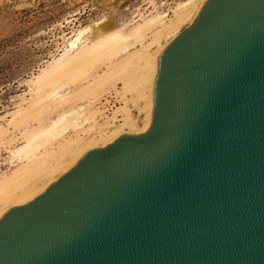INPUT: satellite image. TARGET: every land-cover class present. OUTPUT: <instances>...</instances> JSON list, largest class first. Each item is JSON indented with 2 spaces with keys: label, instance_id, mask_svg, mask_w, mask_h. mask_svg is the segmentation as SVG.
I'll return each instance as SVG.
<instances>
[{
  "label": "water",
  "instance_id": "1",
  "mask_svg": "<svg viewBox=\"0 0 264 264\" xmlns=\"http://www.w3.org/2000/svg\"><path fill=\"white\" fill-rule=\"evenodd\" d=\"M0 264H264V0H206L152 122L0 217Z\"/></svg>",
  "mask_w": 264,
  "mask_h": 264
},
{
  "label": "rangeland",
  "instance_id": "2",
  "mask_svg": "<svg viewBox=\"0 0 264 264\" xmlns=\"http://www.w3.org/2000/svg\"><path fill=\"white\" fill-rule=\"evenodd\" d=\"M195 1L0 0V179L14 174L22 166L41 157L46 158L49 164H54L60 158L61 147L68 142L78 138H99L102 132L115 129L123 119V112H116L118 109L126 107L142 126L146 118L144 103L143 101L135 103L130 100L129 94L124 95L121 81L115 85H105L102 98L99 100L83 96L85 92L98 86L101 76L111 63L92 69L85 78L77 82L64 83L57 90L58 92L54 93L50 92L52 90L50 86L41 87L43 72L47 67L57 63L59 58L68 59L85 47L105 44L108 41L107 36L97 35L98 27H108L115 32L131 31L146 21L157 18L156 24L147 31L142 41L121 52L115 58L116 60H113V63H118L129 56L137 57L141 54L144 57L141 65L133 69L143 67L145 56L156 48L153 40L157 31L175 21L183 9ZM198 2L203 3V0H198ZM192 22L193 20L186 21L180 30L182 31ZM85 29H88V34L78 39ZM48 92L51 94L49 95ZM30 97L35 100V103H44L38 115L40 119H32L33 121L31 120L27 126L20 127V130L16 129L8 122L11 121L13 112L18 110L19 104L29 105L27 103L31 102ZM79 108L84 109V113L54 140L56 143L53 141L35 154L22 151V147L26 145L25 132L39 124L49 126L59 120L64 113ZM26 127L27 129L24 130ZM2 130L5 131L4 134H1ZM22 130L24 131L21 133ZM135 131V129L125 127L121 132L122 134L139 133ZM106 144L105 141H101L93 148L106 146ZM64 173L65 170L56 172L53 180ZM41 185L42 183L39 184ZM15 204L23 203L13 202L9 206Z\"/></svg>",
  "mask_w": 264,
  "mask_h": 264
},
{
  "label": "bare ground",
  "instance_id": "3",
  "mask_svg": "<svg viewBox=\"0 0 264 264\" xmlns=\"http://www.w3.org/2000/svg\"><path fill=\"white\" fill-rule=\"evenodd\" d=\"M205 1L206 0H203V3H200L201 1L198 2V0L192 2L189 6L183 9V11L179 14L178 18L175 21L170 22V24L165 26L163 29L157 31V34L155 35V38L153 40V42L156 43V48L148 56H145L146 60L145 62H143V67H136V69H133V67L141 65V61L144 58L141 56V54H138L137 57H134L133 55L129 56L122 59L118 63H113V60L121 52L126 51L137 42L142 41L147 31L156 24L157 18L150 19L131 31L115 32L113 31V29L108 27H98L96 29L97 35L107 36L108 41L105 44L97 46L93 45L92 47L90 46L88 48L85 47L68 59L59 58V61H56L57 63H55L54 65L50 67L46 66L47 69H45L43 72L41 87L50 86L52 88L50 92L54 93L59 88H61L64 83L77 82L85 78L92 69L98 68L102 64L111 63L108 66L107 71L101 76L98 86L94 87L92 90L85 92L83 96H89L94 98L95 100H99V98H102L101 95L103 94V88L105 87V85H115L117 82L121 81L123 83L124 95L129 94L131 96L130 100L135 103L143 101L144 109L146 110V118L144 120L142 119L143 125L141 126L140 121L137 118L133 117L126 109V107L122 108L121 110L118 109L116 110V112L122 111L123 119L122 123L115 129L102 132L100 134V137H97L98 139L93 136V139L78 138L76 140L68 142L61 147L60 158L56 160L54 164H49L46 158H36V161L27 163L14 174L7 175L1 178L0 217H2V215L10 207H12L9 206L11 203H26L27 201H30L31 199L42 193L53 181L56 180H53L54 174L56 172L65 170L66 173L67 171H69L79 161L82 155L88 150L92 149L93 146L96 145V143L98 144V142L105 141L107 143L106 145H108L122 134L121 131L125 127L135 129L136 131H139V133L145 132L147 129H149L153 115L154 83L158 72L159 57L165 47L181 32V26L188 20L194 21ZM87 30L88 29H85L83 32H81L78 39L85 36ZM76 43L78 42L76 41ZM80 46H82V44ZM49 68L51 69L49 70ZM37 84L36 86L37 88H39V85ZM40 90L42 89L40 88ZM50 92H48V94ZM78 100L81 99L78 98ZM29 101L31 102L27 103L28 101H25L29 105L25 106L24 104H19V108H17L18 110L13 112V117L8 123H10V125H12L14 128H19L20 130V127L27 126L32 119L39 117L38 115L41 113L42 108L44 107V103H35V100L33 98L29 99ZM62 107H64V105ZM80 108L66 113L62 112L64 113V115H62L59 120L49 126L39 124L32 130L25 132L24 137L26 139V145L24 146V148L22 147V151L27 154H35L37 151L47 147L59 136H61L68 129V127L72 125V123L84 113V109ZM26 129L27 127L24 130ZM8 130L9 129H7V131ZM24 130H22L21 133ZM4 133L5 131L2 130L1 134ZM40 183H42L41 186H39Z\"/></svg>",
  "mask_w": 264,
  "mask_h": 264
}]
</instances>
